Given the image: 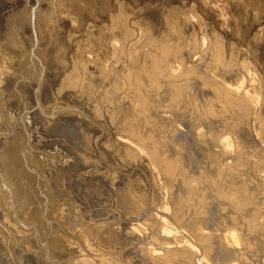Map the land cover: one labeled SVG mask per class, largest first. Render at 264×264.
Wrapping results in <instances>:
<instances>
[{
  "label": "bare ground",
  "instance_id": "bare-ground-1",
  "mask_svg": "<svg viewBox=\"0 0 264 264\" xmlns=\"http://www.w3.org/2000/svg\"><path fill=\"white\" fill-rule=\"evenodd\" d=\"M32 22L16 56L35 63L33 102L17 78L0 135L22 214L0 194V264H49L47 249L60 264H264V0H92ZM1 63L3 96L18 73Z\"/></svg>",
  "mask_w": 264,
  "mask_h": 264
},
{
  "label": "rangeland",
  "instance_id": "rangeland-1",
  "mask_svg": "<svg viewBox=\"0 0 264 264\" xmlns=\"http://www.w3.org/2000/svg\"><path fill=\"white\" fill-rule=\"evenodd\" d=\"M50 1H51V3H50ZM82 1L83 0H0V48H2V47L6 48V45L8 44L7 48L4 49V51L2 49L0 51V59H1L0 60V68L5 66V63H1L2 62V58L3 57H9V59L12 61V63H14L12 65V67H13L12 70L15 71L16 73H18V75H16V77H14L12 79L13 82L10 83L11 85H9V87L7 88V90L5 92L6 95H8V96L3 95V94H2L3 96H1V94H0V109H1V116H2V123L0 122V125H4L3 126L4 128L0 129V135H2V136H7V135L8 136H13L14 133H13L12 130L16 129V128L11 127L12 125L10 124V122L8 124V116L6 117V113H7L6 110L9 108L10 109L9 112L11 111L10 113H12V114H13V111L15 113L16 112L20 113V111H21V109H20L21 106L19 105L21 102L18 101L19 100L18 98L17 99L15 98L16 95L13 96V92H12L13 88L16 86V82L17 81L19 82V80H20V82H19V83H21L20 87H22V85H23V91L25 89L24 92H26V98L28 99V101L30 100L29 101L30 103L33 102V101H31L32 100V91L33 90H31L32 88L29 89V82L33 83V79H35V78H33V77H35V74L32 71V68H33L32 65H35V63L33 62L34 64L30 63L31 65H28L27 63H25V61L26 62L28 61V59H27L28 56H27V58L26 57L22 58L21 54L19 55V58H17V56H16L17 55L16 52L21 51V49L23 47L24 48H29L30 47L28 50L26 49L27 50V51H25L26 54H28V51L32 47V44H31L32 43V38L31 37H32V32H33V30H32L33 29L32 20L35 21L37 19V21H39L38 22L39 25H41L43 28H45V26L48 25V24L52 25L51 22L53 21V18H55V16H59L61 14V12H62V9H67V8L69 9L70 5H75V6L77 5V6L81 7V5H83L86 1H92V0H86V1L84 0V2H82ZM56 8H58L59 10H57ZM38 11H40V13ZM58 11L59 12L61 11V12L59 13ZM54 13H55V15H54ZM39 17H41V18H39ZM45 20H46L47 24H45L46 23ZM40 21H42V22H40ZM28 24H31V25H28ZM28 31H29V33H28ZM23 36L25 38V39H23V41L25 43H27L26 46H28V47L23 46L24 43L21 41ZM12 37H13V39H12ZM15 41H16V44H15ZM12 42H13V44H12ZM41 45H42L41 49L46 47V46H43V44H41ZM21 46H23V47H21ZM15 49L17 51H15ZM8 50L9 51L11 50V51L9 52ZM12 53H13L14 56L12 55ZM2 55H4V56L2 57ZM1 65H2V67H1ZM5 69H6V67H5ZM29 70H31V72ZM27 74H29V75H27ZM17 78H19V79H17ZM16 79H17V81H16ZM0 93H2V89L1 88H0ZM18 97L20 98L21 96H18ZM30 97H31V99H29ZM4 98H5L6 101L4 100ZM7 98H9V99L7 100ZM54 99L56 100V102H58L59 106H64V107L70 106L71 108H75V107L81 108V106L77 103V99L78 98H76L72 94L63 92V93H61L59 95H56L54 97ZM8 101H9V103H8ZM6 102H7V105L5 104ZM15 102H16V104H15ZM18 102H19V104H17ZM4 105H6V106H4ZM51 105H53V104H51ZM18 109H20V111H18ZM3 117H4V120H3ZM100 126H103V125H100ZM100 126H98L97 129H100L101 128ZM11 128H12V130H11ZM73 140H75V138H73ZM2 148L3 147L0 146L1 150H2ZM0 158H1V156H0ZM1 177L2 176H0V194L4 198L3 202H2L3 205H4V208L6 210L8 209L7 210L8 212L12 211V212H14L16 214H19L18 212H20V209H18L19 206H17V205H19L20 201L19 200H17L16 202L14 201L15 204L13 205L14 202L12 200V195L9 193L7 188H4L5 186H3L4 183L2 182V181H4V179H3V177L2 178ZM81 183L83 185H87L89 183V184H91V188L95 189V190L85 189L84 192H86L85 194H86L87 197H88V193H87L88 191L89 192L94 191L97 194H101V188L99 186L92 185V183L89 182V179H87V182H81ZM26 189H30V188H26ZM97 194H96V196H97ZM30 195H31V197H34L33 194H30ZM11 200H12V202H11ZM34 200H36L35 197H34ZM15 206H16V209H15ZM90 209H92V210H88L87 213H85V215H84V218L87 221L92 219V212L97 210L94 207H90ZM21 211H23V210H21ZM20 215H22V214H19L17 216H20ZM15 222L19 223V219L18 218L15 219ZM28 229H30L34 233H36V236L39 239V243H38L39 247L46 248L47 246L45 244L42 245V243H41V239L39 238V234H37L38 233V231H37L38 228H36L34 223H33V225L28 226ZM47 250H48L47 251V257L45 259L47 261V263H49V264H60V261L53 260V259L50 260L49 259L51 257V255H52V253H51V251L49 249H47ZM27 260H29V258ZM25 263L28 264L27 262H25Z\"/></svg>",
  "mask_w": 264,
  "mask_h": 264
}]
</instances>
